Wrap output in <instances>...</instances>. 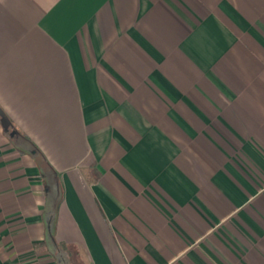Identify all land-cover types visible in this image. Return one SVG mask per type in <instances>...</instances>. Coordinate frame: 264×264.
Here are the masks:
<instances>
[{
	"label": "crops",
	"instance_id": "crops-1",
	"mask_svg": "<svg viewBox=\"0 0 264 264\" xmlns=\"http://www.w3.org/2000/svg\"><path fill=\"white\" fill-rule=\"evenodd\" d=\"M0 107V264H264V0H0Z\"/></svg>",
	"mask_w": 264,
	"mask_h": 264
},
{
	"label": "water",
	"instance_id": "water-1",
	"mask_svg": "<svg viewBox=\"0 0 264 264\" xmlns=\"http://www.w3.org/2000/svg\"><path fill=\"white\" fill-rule=\"evenodd\" d=\"M0 117H1V121H2L4 128L6 130H10L13 127V125L1 107H0ZM12 134H15V130L12 131Z\"/></svg>",
	"mask_w": 264,
	"mask_h": 264
}]
</instances>
